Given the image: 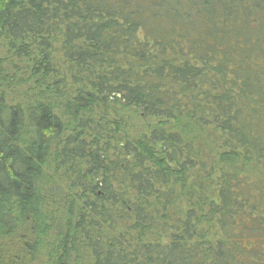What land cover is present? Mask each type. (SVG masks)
<instances>
[{
  "label": "trees",
  "instance_id": "obj_1",
  "mask_svg": "<svg viewBox=\"0 0 264 264\" xmlns=\"http://www.w3.org/2000/svg\"><path fill=\"white\" fill-rule=\"evenodd\" d=\"M1 43L0 264H264V0H0Z\"/></svg>",
  "mask_w": 264,
  "mask_h": 264
},
{
  "label": "rangeland",
  "instance_id": "obj_2",
  "mask_svg": "<svg viewBox=\"0 0 264 264\" xmlns=\"http://www.w3.org/2000/svg\"><path fill=\"white\" fill-rule=\"evenodd\" d=\"M0 60H3L5 62H3V75L7 77V81H13V84H10L12 86H9L10 88L8 89V85L4 84L2 85L0 82V93L4 92L5 96L12 98V99H19V100H23V95L25 92L23 91V88L21 85H16L15 83L17 79H19L20 77L14 79L13 75L15 72H12L10 69L8 68V66L10 67L12 63L17 64L16 61H13L12 57L9 55V52L6 50L5 46H3V43L0 44ZM22 66V65H20ZM7 83V82H6Z\"/></svg>",
  "mask_w": 264,
  "mask_h": 264
}]
</instances>
